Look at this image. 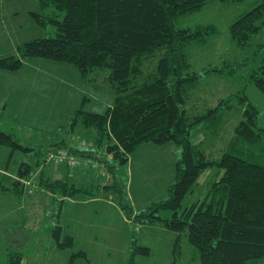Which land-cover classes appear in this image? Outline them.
Returning <instances> with one entry per match:
<instances>
[{
	"label": "trees",
	"instance_id": "16d2710c",
	"mask_svg": "<svg viewBox=\"0 0 264 264\" xmlns=\"http://www.w3.org/2000/svg\"><path fill=\"white\" fill-rule=\"evenodd\" d=\"M36 1L40 10L33 17L44 34L20 44L15 54L0 57V70L17 69L25 56L69 62L76 66L82 80L109 86L113 99L102 113L76 108L68 125L61 127L63 135L49 143L44 153L22 144L12 132L1 128L0 144L9 147L11 156L17 149L44 154L41 162L36 161L42 171L46 162L65 167V177L40 174L37 181L40 188L61 203L66 197L115 193L117 203L136 226L156 223L173 230V264L180 255L183 234L198 253L201 264L264 261V128L257 122L258 109L244 92L231 94L198 113L186 109L201 78L211 74L233 75L236 71L229 62H193L190 48L216 37V24L177 25L179 16L196 11L211 0ZM228 35L242 49L255 42L254 56L261 55L250 70L248 81L264 91V0L234 17ZM234 96L239 97L235 103L242 112L230 142L217 157L206 149L210 146L205 143V132L217 134L221 110L235 106ZM199 124L204 125L203 139L192 142L190 135ZM79 127L85 129L84 134L93 128V150L85 148L82 137L74 136ZM169 140L178 146L175 178L165 197L140 211L133 210L125 185L110 161H104L106 166L99 172L91 162L73 166L49 158L50 154L64 151L99 162L97 150H103L120 166L139 144ZM69 167L81 168L89 177L75 181ZM209 168L211 178L205 194L187 201L197 177ZM30 169L28 161L19 162L17 179L0 182V189L11 191L18 201L21 194H30ZM51 234L57 246L72 245L69 235L60 238L59 223L52 227ZM131 246L130 264L136 253H148V248L137 245L135 240ZM82 253H72V257ZM22 257L19 249L6 245L5 264H20Z\"/></svg>",
	"mask_w": 264,
	"mask_h": 264
},
{
	"label": "crops",
	"instance_id": "0c3cea01",
	"mask_svg": "<svg viewBox=\"0 0 264 264\" xmlns=\"http://www.w3.org/2000/svg\"><path fill=\"white\" fill-rule=\"evenodd\" d=\"M39 10L40 5L36 0H0V57L15 54L20 44L34 38H39L44 34L43 28L36 23L33 17V13ZM21 64L22 66H19L17 69H2L0 71V128L3 130L7 131L8 128H11L16 132V128H20L23 131L37 128L38 130H43L42 133L49 136V141H55L61 134L58 129L68 125L71 115L76 108L82 107L87 111L102 113L111 104L113 90L104 84L82 80L76 66L72 63L40 56H26ZM96 85H101L102 92L105 94H103L102 99L92 102L93 97H95L93 92L94 90L98 91L99 88ZM85 100H88L87 103H84ZM3 109L6 111V115L3 114ZM3 115H5V119ZM84 130L82 127L77 128L74 136L80 137L81 133L84 134ZM23 131H21L22 134L26 133ZM206 149L208 152H212V150H209L210 147H206ZM15 153L11 156L9 147L5 144H0V182L9 183L17 179L19 162L14 159L17 155ZM177 155L178 146L172 140L163 143L143 142L129 152L126 162L129 167L126 194L128 201L130 204L133 202L135 209L142 208L145 200L151 196L159 199L165 195L167 187L175 177ZM53 165L49 166L48 175L54 178H61L56 173L57 169ZM79 169L81 168H77V170ZM101 171L103 172V170ZM43 172L40 168H37L38 178L40 174H44ZM83 172L89 177L86 171ZM83 172L78 173L76 178L74 173L70 172V175L75 181H78ZM210 174L211 171L207 169L202 179H205V181L209 180ZM27 180L32 182V176L28 177ZM200 180L197 181L199 182ZM104 196L94 195L83 197L82 200L66 197L63 200L68 199L69 201L67 206L68 212H72L75 209L78 213L89 216L91 214L90 210L84 211V206L88 203L102 201L114 207L109 199H104ZM197 197H191V199ZM136 200L141 204L135 205ZM18 202L11 191L0 189V235L4 236L2 242L5 243L2 244L0 241V249L2 248L0 256L1 264H5V250L8 244L4 230H10L12 225L20 224L22 226L26 222L25 211ZM113 209L121 217V221L126 222L121 211L117 210L116 207ZM106 216L104 218L103 215L97 214L94 222L90 224L83 223L84 227L91 228L93 234H99L100 238L94 239L95 236L91 233L92 242L88 244L95 247H100L101 245H105L107 248H109L108 246L122 247L128 253L131 245L129 244L127 234L123 236L126 239H120L122 235L112 238L106 235L112 225L106 226V222H102V220L106 221ZM60 227V238L64 235H69L72 245L70 247L59 248L57 247L56 240L53 238L54 243L51 241L49 249L51 248L54 255L46 256L47 258L41 264H91L87 248L82 245H76L75 235L73 232H69L67 226L65 228L64 223H61ZM136 227L142 236L144 232L154 231L159 240L158 246L162 250L160 251V256H157V261L165 259L166 264H173V246L176 233L156 223L139 224ZM63 230L66 233L63 234ZM100 232L104 233L100 234ZM140 240L142 243H146L141 238ZM3 246L5 247L4 249ZM73 246L76 249L75 251L72 249ZM78 252L83 253L72 257V253ZM126 257L127 255L122 258L118 256L117 260L119 264ZM116 261L115 263L111 261V263L116 264Z\"/></svg>",
	"mask_w": 264,
	"mask_h": 264
},
{
	"label": "rangeland",
	"instance_id": "374dc122",
	"mask_svg": "<svg viewBox=\"0 0 264 264\" xmlns=\"http://www.w3.org/2000/svg\"><path fill=\"white\" fill-rule=\"evenodd\" d=\"M257 1L258 0L220 2L219 0H211L202 5L200 9L186 13L177 18V25L179 26L193 25L195 23H214L219 29L218 35H216V37L211 39L209 42L205 44L192 45V47L190 48L191 57L196 65H202L207 62L220 63L221 65H223L229 62L236 69L233 75L211 74L209 76H204L203 78H201L196 87L192 90L191 96L186 103V109L189 112H193V114L201 112L207 106L216 105L218 102H220L221 99L227 98V96L231 94H242V92H244L247 98L258 109L259 116L257 122L259 126L264 128V91L258 89L256 85L248 81L249 72L258 63L259 56L261 54L259 53L258 56H254L255 42H253L251 46L242 49L238 45H236L233 40L231 41L228 35V27L234 17H236L245 9L249 8L251 4H255ZM47 31H49V29ZM43 32H45L44 29ZM50 32H52L51 28L49 33ZM17 50L18 49H16L15 52H17ZM25 57L22 58V61ZM20 66H22V64ZM96 86H98L99 88L98 91L94 90L93 93L95 97H93L92 102H97L99 99H102L103 94H105L104 92H102L101 85ZM234 97L235 106H231V108L223 107L221 110L222 117L220 118L219 125L217 126V134L215 135L205 132V143H208V145L210 146L209 150H212L214 155L217 157H219L220 154L225 151L228 143L230 142V139L232 138V135L234 134V126L238 122L242 112V108L239 106V104L235 103L236 98L239 99V97ZM87 101L88 100H85L84 103H87ZM3 114L6 115V111L4 109ZM5 115H3L4 119ZM13 130L14 129L8 128V131L12 132L22 144L31 146L36 150H41L43 153L46 151L48 144L52 143L53 141H49V136L43 134V130L41 129L38 130L37 128H31L29 130L23 131L20 128H16V132ZM203 130L204 125H197V128L194 129L190 135L191 141L199 142L201 139H203ZM21 131L26 133L22 134ZM58 131L59 133H61L59 135V137H61L64 132L61 129H58ZM93 132V128H88L85 134L82 133L80 135V137L85 140V148L87 146V148L89 147L92 150V140L94 137L92 134ZM66 137L67 134H65V138ZM74 146L78 147V145ZM15 155V161L20 162L21 160H26L30 163V174L33 178V181L30 183V194H21L20 200L18 202L21 208L23 207V210L25 211V224L22 226L20 224L12 225V228H10V230H4L8 244H10L11 247L19 249L22 252L23 257L20 264H41L45 258L49 257L52 254L53 251H51V248L49 249V246L50 243H54L53 236L51 235V229L55 225V223H64L65 228L67 226L69 232H73V234L75 235L76 245H82L87 248L91 264H110L111 261L112 263H115L118 256L122 258L126 255V259L123 258L120 264H130L129 257L132 246L127 253V251L125 252L122 247H111L108 245L107 246L109 248H107L105 245L95 247L94 245L90 246L88 244L92 242L91 235L93 234V232L91 228L86 226L84 227L83 223L90 224L94 222L97 214H99L100 216L103 215L104 218L107 215L106 221L102 220V222H106V226L112 224L110 230L106 233L107 236H110L112 238L122 235V238L120 239H126L123 236L127 234L129 237L130 245L133 243V240H135L137 245L149 248L147 254H143L141 252L136 253L133 257L132 264H166L165 259H161L159 262L157 261V256H160L159 254L162 250H160V247L158 246L159 240L154 234V231L144 232L143 236L139 234V229H137L136 225L127 217L126 212L117 203L115 193L114 195L104 196V199H109L113 203L114 207H116L117 210L121 211L126 222L121 221V217L118 216V214L114 211L113 206L105 202L103 203L102 201L97 203H88L84 206V211L90 210L91 214L89 216L82 215L75 209H73L72 212H68V199L63 200L61 203L60 201L56 200L55 197H52L51 194L47 193L43 188H40L38 186L37 168H39V166L41 165L36 164V161L41 162L43 160L44 154H35L32 150H27L24 152L17 149ZM97 159L99 161L98 163L101 166V170H103V166H106L104 163V161L106 160L114 164V171L120 181H123L126 189L127 174L129 173L128 163L120 166L118 164H115L112 158L103 150H97ZM91 160H94V157H91ZM52 165V162H46L44 167L42 166L45 176H51L48 175V168ZM53 166L57 169L56 173H58V175L63 178L66 174V168L57 165ZM68 170L75 174V178L78 173L85 171L81 169L77 170L76 167H69ZM94 170L96 171L99 169L96 168ZM101 170H99V172H102ZM209 171H211L210 168ZM213 171H215V168H213ZM204 172L206 173V170ZM204 172H202L197 177V180H201L199 182L195 181V189L192 195L188 197L187 201L191 199V197L203 196L205 194V189H208L211 176L209 177V180L205 181V179H202L204 177ZM81 178L87 180L85 172H83V175L79 177V179ZM102 178H107V176L103 175ZM28 182L24 183L25 187L29 186L27 184ZM166 194L167 191L165 192V195ZM165 195L163 197H165ZM73 198L75 200H82V198L80 197ZM155 199L158 200V198H155L153 196L147 198L143 203L144 206L139 209H135L132 202V208L134 211H140L142 209H145L151 202L155 201ZM136 201L137 202L135 205L141 204L138 200ZM104 232H100V234H103ZM62 233L64 234L66 233V231L63 230ZM93 235L95 236L94 239H100L99 234ZM3 238L4 236H1L0 241L2 244H5L2 242ZM140 238L146 243H142ZM180 245V255L177 257L174 264H201L198 253L195 252L193 246L189 243L185 234L181 235ZM4 248L5 247L3 246V249ZM72 249L73 251L76 250L74 246L72 247ZM65 250L67 251V249ZM1 254L2 248L0 249V256ZM52 255H54V253ZM116 264H119L118 260L116 261ZM248 264H264V261L252 263L249 262Z\"/></svg>",
	"mask_w": 264,
	"mask_h": 264
},
{
	"label": "built area",
	"instance_id": "2783aa9c",
	"mask_svg": "<svg viewBox=\"0 0 264 264\" xmlns=\"http://www.w3.org/2000/svg\"><path fill=\"white\" fill-rule=\"evenodd\" d=\"M82 143L84 144V142H82ZM49 158L51 160H53V162H56V163L66 162V163L71 164L73 166H78V165L82 166V165H85V164H88L89 162H91L92 167H95V168L100 167L98 162H96V161H90V160H86L84 158L71 156V155L66 154V152H64V151H59L56 154H50Z\"/></svg>",
	"mask_w": 264,
	"mask_h": 264
}]
</instances>
